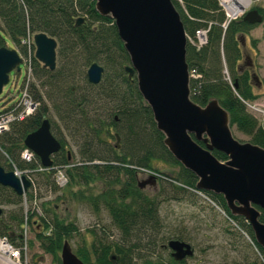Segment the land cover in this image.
<instances>
[{
	"label": "trees",
	"instance_id": "16d2710c",
	"mask_svg": "<svg viewBox=\"0 0 264 264\" xmlns=\"http://www.w3.org/2000/svg\"><path fill=\"white\" fill-rule=\"evenodd\" d=\"M171 1L186 35L190 99L200 106L216 99L228 113L230 128L234 127L247 135L251 143L264 148V114L258 120L247 110L246 103L256 96L248 72L238 67L241 51L237 35H246L257 24H249L239 17L223 27L224 14L217 0ZM256 9L264 21V9ZM79 17L82 20L76 23ZM198 29L207 30L206 42L200 47L194 44L195 30ZM0 31L8 36L22 56L26 54V44L21 40L37 32L53 37L57 45L56 65L52 71L44 68L33 56L30 58L33 80L26 83L37 107L31 115L22 121H13L0 134V150L9 161L0 165L5 170H11L14 164L19 170L34 172L44 177L45 185L52 189L58 186L55 172L61 168H64L66 178L63 187L101 183L103 187L97 193L85 194L78 190L74 196L94 211L100 207L106 210L119 237L110 240L104 228L97 232L87 230L92 236L91 241L72 250L84 264H164L153 256L161 229L158 203L138 187V174L154 175L159 185L173 195L189 190L197 192V178L184 169L164 146V137L156 129L151 111L138 92L135 75L129 76L124 70L129 59L112 18L97 13L95 0H0ZM1 46L5 44L0 38ZM29 46L32 50V44ZM94 62L103 68L97 84L89 83L85 75L87 67ZM44 118L48 119L50 132L60 143V149L50 157L49 167H41L35 154L29 160L21 157L25 148L24 137ZM56 120L70 130L76 145L82 141L77 157L64 150L65 136L55 131ZM102 133L119 139L118 145L102 138ZM198 143L204 146L202 141ZM212 154L220 161L227 160L219 151L213 150ZM157 162L177 165V174L163 172ZM25 176L30 185L23 195H16L10 188L0 185V204L21 205L25 197L35 201L34 182L29 175ZM198 192L205 193L227 218L244 225L261 254L260 261L250 264H264V249L255 243L246 221L230 214L221 195ZM33 215L28 210L24 222L29 223ZM259 220L264 222L263 210H260ZM22 222L20 214L18 225ZM34 222L40 229L35 234L39 247L60 264L62 242L76 234V225L60 219L53 211L48 218L39 216ZM0 236L6 237L10 243L15 238L11 223L2 217L1 212ZM166 242L159 246L168 248ZM147 251L150 254H146ZM166 264H185V261H175L170 256Z\"/></svg>",
	"mask_w": 264,
	"mask_h": 264
},
{
	"label": "water",
	"instance_id": "95a60500",
	"mask_svg": "<svg viewBox=\"0 0 264 264\" xmlns=\"http://www.w3.org/2000/svg\"><path fill=\"white\" fill-rule=\"evenodd\" d=\"M95 10L114 21L129 59L124 70L129 76L135 75L138 92L149 107L168 152L196 176V190L223 197L230 214L246 221L255 243L264 249V222L259 220L260 210L264 211V148L233 136L228 113L216 99L208 100L204 106L190 99L186 35L172 1L95 0ZM241 18L249 24L262 22V15L255 8ZM81 20L77 18L76 23ZM32 45L33 58L52 71L56 65V40L37 32L32 35ZM21 62L14 48L0 47V93L8 82V73L19 71ZM102 72L101 65L91 63L86 69V80L97 84ZM23 145L39 158L42 167H49L51 155L60 149L46 118L24 137ZM213 150L225 154L227 160H218ZM155 182L156 177L150 175L139 181L138 187ZM0 185L20 196L30 182L25 175L17 176L0 165ZM166 246L175 261L193 254L190 244L179 239H169ZM59 260L60 264H84L67 240L62 242Z\"/></svg>",
	"mask_w": 264,
	"mask_h": 264
},
{
	"label": "rangeland",
	"instance_id": "374dc122",
	"mask_svg": "<svg viewBox=\"0 0 264 264\" xmlns=\"http://www.w3.org/2000/svg\"><path fill=\"white\" fill-rule=\"evenodd\" d=\"M248 3V9H256V7L264 9V0H249ZM237 36L241 51L238 67L241 71L246 70L249 76H255V78H250V83L256 98L249 102L247 110L259 120L263 115L260 110L264 111V21L255 25L246 35L239 34ZM0 38L6 47H13L11 40L1 31ZM24 77L23 65H20L18 72L8 73V82L3 85L0 93V110L16 100L18 96H16V92L22 85ZM32 80L30 76L29 82ZM54 129L58 134L65 136L64 150L77 157L82 141L79 140L77 146L75 137L70 133V130L64 128L57 120ZM231 131L239 141H249L247 135L236 131L234 127L231 128ZM110 132L112 135L114 134V131ZM101 135L111 144L118 145L119 139L110 138L105 133ZM0 163H9L1 150ZM157 164L163 172L171 175L177 174V165L161 162H157ZM11 171L29 175L34 182L36 191L34 202L25 197L21 205L0 204L2 217L11 223L14 230L15 238L12 244L17 248L25 245L24 250H20V256L28 264H56L51 255L43 252L35 240V234L40 229L35 225L34 219L39 216L48 218L52 211L60 219L73 222L76 225V234L68 240L72 250L91 241L92 236L87 232L89 229H94L97 232L104 228L109 234L110 240H116L119 237L116 229L110 224L106 210L100 207L94 211L91 206L74 196L78 190L85 194L97 193L103 187L101 183L93 182L88 185H72L70 187L56 186L55 189H52L45 185L44 177L34 172L19 170L14 164L11 165ZM61 172L65 173L64 168H61ZM148 176L150 173H139L138 181L147 180ZM162 185L165 184L162 183ZM69 189L72 190V193L69 192ZM141 190L158 203L161 229L157 237L158 242L153 248V256L164 264L170 257V250L159 245L172 238L189 243L193 249V254L184 260L185 264H250L253 261L261 260V254L246 233L244 225L240 221L235 222L227 218L219 206L205 193L189 190L173 195L159 185L158 179L153 185L147 183ZM28 210L34 215L29 223H25L24 218ZM20 214L23 216V222L18 225ZM149 252L147 251L146 254H150ZM143 253L144 251H142Z\"/></svg>",
	"mask_w": 264,
	"mask_h": 264
},
{
	"label": "built area",
	"instance_id": "2783aa9c",
	"mask_svg": "<svg viewBox=\"0 0 264 264\" xmlns=\"http://www.w3.org/2000/svg\"><path fill=\"white\" fill-rule=\"evenodd\" d=\"M217 3L224 14V21L222 26L225 27L228 22L239 18L248 8L244 4H240L237 0H217ZM206 29L195 30L194 44L200 47L206 42ZM22 44H26V54L23 56L22 65L25 70V77L23 85L16 92V100L6 110L0 111V134L5 132L9 125L13 121H22L27 116L31 115L36 107L37 102L33 100L27 90V83L29 76L31 75V56L33 51L30 49L31 37L21 40ZM248 106L249 104L246 103ZM262 114L264 111L260 110ZM32 152L28 149H23L21 157L24 160H29L32 156ZM19 176L20 172L15 171ZM55 181L58 186H63L66 182L64 174L57 170L55 172ZM25 246V245H24ZM24 246L21 248L15 247L10 243L6 237L0 236V264H27V261L20 256V250H24Z\"/></svg>",
	"mask_w": 264,
	"mask_h": 264
},
{
	"label": "bare ground",
	"instance_id": "6f19581e",
	"mask_svg": "<svg viewBox=\"0 0 264 264\" xmlns=\"http://www.w3.org/2000/svg\"><path fill=\"white\" fill-rule=\"evenodd\" d=\"M240 4H244L245 6L249 5V0H237Z\"/></svg>",
	"mask_w": 264,
	"mask_h": 264
}]
</instances>
